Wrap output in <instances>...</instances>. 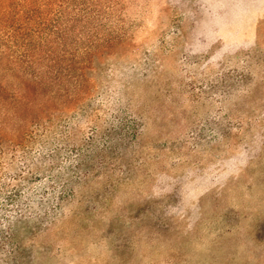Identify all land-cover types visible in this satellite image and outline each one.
I'll return each mask as SVG.
<instances>
[{
	"label": "rangeland",
	"instance_id": "obj_1",
	"mask_svg": "<svg viewBox=\"0 0 264 264\" xmlns=\"http://www.w3.org/2000/svg\"><path fill=\"white\" fill-rule=\"evenodd\" d=\"M87 1L92 95L0 147V264H264V0ZM97 128L103 165L63 193L50 149L71 172Z\"/></svg>",
	"mask_w": 264,
	"mask_h": 264
},
{
	"label": "trees",
	"instance_id": "obj_2",
	"mask_svg": "<svg viewBox=\"0 0 264 264\" xmlns=\"http://www.w3.org/2000/svg\"><path fill=\"white\" fill-rule=\"evenodd\" d=\"M93 4L87 0H0V147L6 139L10 150L25 153L28 142L50 131L47 121L58 101L67 117L75 113L80 101L92 95L88 84L91 78H87L85 69L110 42L82 37L84 22L95 17L91 15ZM84 117L96 123L99 113L94 110ZM125 127L130 128L127 120H123L120 132L105 138L106 149L125 139ZM98 131L97 128L82 151L76 148L74 159L83 161L71 172L58 159L60 150L50 149L51 170L59 171L49 177L57 182L54 186L62 187L63 193L74 195L70 191L79 181L71 178L72 172L78 173V179L89 178L95 167L84 161L87 157L95 166L103 165V149L98 150L94 143ZM32 200L26 208L29 211L34 208ZM48 202H38L44 213ZM11 252L4 257L7 262L19 259L18 250Z\"/></svg>",
	"mask_w": 264,
	"mask_h": 264
}]
</instances>
